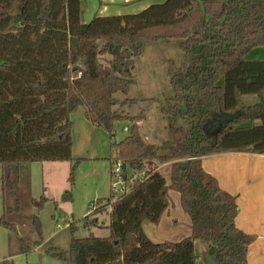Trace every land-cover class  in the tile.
I'll return each instance as SVG.
<instances>
[{
  "label": "trees",
  "instance_id": "16d2710c",
  "mask_svg": "<svg viewBox=\"0 0 264 264\" xmlns=\"http://www.w3.org/2000/svg\"><path fill=\"white\" fill-rule=\"evenodd\" d=\"M81 0H0V226L40 231L35 213L48 200L32 197L31 163H69L72 186L70 116L104 130L109 165L119 160L127 194L91 204L83 227H100L108 208V237L73 236L67 251L45 255L62 264H196L195 243L206 246L210 264H246L254 236L238 230L237 197L223 192L202 169L201 158L223 153L264 155V0H166L122 16L81 20ZM178 40L183 63L169 68L173 102L159 111L171 139L162 146L143 141L137 123L146 119L127 96L145 45ZM260 48L263 58L247 55ZM245 97L258 101L253 106ZM120 109V111H117ZM181 119L186 128L174 127ZM125 123V138L114 142V126ZM169 164L165 181L158 167ZM144 171L142 180L134 176ZM190 218V237L152 243L142 224L158 225L170 208L169 192ZM70 198L66 191L62 199ZM26 213V214H25ZM30 251L20 238V253Z\"/></svg>",
  "mask_w": 264,
  "mask_h": 264
},
{
  "label": "rangeland",
  "instance_id": "374dc122",
  "mask_svg": "<svg viewBox=\"0 0 264 264\" xmlns=\"http://www.w3.org/2000/svg\"><path fill=\"white\" fill-rule=\"evenodd\" d=\"M82 22L88 23L89 19L96 13V3L94 0H81ZM94 11V12H93ZM260 51V50H259ZM248 58V57H247ZM254 59L249 56L248 58ZM183 57L180 48V41L168 40L149 43L143 49V54L137 58L133 72L134 85L129 95L117 94L116 98L121 100L137 99L139 102L132 109L124 108L120 111L131 116L138 115L141 111L145 112L147 121L142 126L143 135L151 142L162 146L171 139L170 128L167 120L159 111V107L165 102H173V93L170 88L168 69H178L182 66ZM73 161L75 165L73 172L72 186L60 195H56L55 190H50L52 197L44 193L42 172H39L38 183L35 186L32 197L39 199L43 197L48 200L40 211L31 210L27 214L35 213L40 220V231H35L32 227L18 226L14 234L8 233L0 226V264H62L45 255L49 247L57 248L61 251H67L71 234L68 228L69 223L76 227L73 234L77 239H84L88 235L98 238L108 237V230L105 228L109 224V218L105 213H101L96 218L99 220L100 227H83L82 220L88 214L91 204L97 201L105 202L110 197V166L111 156L110 140L107 133L99 129L101 134L89 133L82 128L85 125V118L82 108H78L70 116ZM125 123L117 122L114 126V142L123 140L126 136ZM174 127L186 128L184 122L177 118L173 122ZM97 130V131H99ZM167 165V170H163ZM159 166L158 169L168 181V164ZM70 170V168H69ZM1 171V170H0ZM69 175V172H68ZM45 188V187H44ZM66 191L70 192V198L66 201L62 199ZM57 196V197H53ZM50 198V199H49ZM168 198H171L174 208L170 211L179 222V230L184 225L183 213L179 204L178 195L175 192ZM178 198V200H177ZM170 206V207H171ZM2 213L1 192H0V216ZM26 214V213H25ZM66 227V228H65ZM20 238L29 243L30 251L27 254H21ZM202 246V245H200ZM199 254L198 264H210L206 254H202L199 248L196 249Z\"/></svg>",
  "mask_w": 264,
  "mask_h": 264
},
{
  "label": "crops",
  "instance_id": "0c3cea01",
  "mask_svg": "<svg viewBox=\"0 0 264 264\" xmlns=\"http://www.w3.org/2000/svg\"><path fill=\"white\" fill-rule=\"evenodd\" d=\"M94 1L96 3V13L93 14L91 19L96 16L113 17L136 14L146 10L153 4H161L166 0ZM91 19H89V21ZM249 56L254 58L250 60L261 59L263 58V51L260 48H256L247 55L248 58ZM257 101L258 99L254 97L243 98V102L247 106H253L257 103ZM146 121L147 117L145 120L137 123V126L143 141L148 143L151 141H149L147 137L143 135L142 131V126ZM85 122L86 123L82 126V128L88 130L89 133L96 134L97 136L101 134L99 130L101 128H96L86 119ZM200 162L203 171L212 176L217 181L219 188L223 192L237 197L238 216L235 219V226L241 232L255 237V240L248 246L246 264H264V155H253L241 152L223 153L220 155L205 156L201 158ZM27 167L30 173L31 192H34L35 190L40 171L42 172L43 191L45 194H49L48 197H52L51 193H49L50 190H55L56 195L59 193L61 195L68 188L66 178L68 177L70 168L69 163H31ZM160 168H164L163 170L165 171L167 170V165ZM159 169L158 171L161 173L163 170L160 171ZM167 173L169 177V169ZM172 192L173 191L169 192V197ZM174 206L175 204L172 203V206L162 215L163 217L161 218V221L158 225H152L148 222H144L142 224L143 233L146 234L152 243L179 242L190 237V218L187 216V218L183 219L184 225L182 226L181 230H179V222L170 211V209L174 208ZM89 213L90 212L88 211V214ZM105 214L108 216V210ZM69 224L66 226H69ZM108 225H106L105 228ZM197 248L201 250L202 254H207L206 246L204 244L199 242L195 243L194 250L198 256L196 264H198L200 261L199 254L196 250Z\"/></svg>",
  "mask_w": 264,
  "mask_h": 264
},
{
  "label": "built area",
  "instance_id": "2783aa9c",
  "mask_svg": "<svg viewBox=\"0 0 264 264\" xmlns=\"http://www.w3.org/2000/svg\"><path fill=\"white\" fill-rule=\"evenodd\" d=\"M135 178L137 180H142L144 177V171L141 172H136L134 174ZM110 195L112 198H116L120 195L127 194L130 191V184L131 182L125 179L122 173V165L119 160L117 162L113 163L111 168H110ZM109 211V208H108Z\"/></svg>",
  "mask_w": 264,
  "mask_h": 264
}]
</instances>
